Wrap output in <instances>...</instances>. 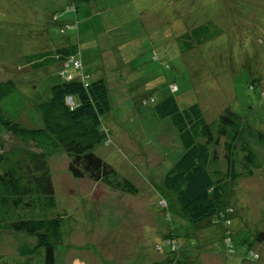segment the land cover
Here are the masks:
<instances>
[{
  "label": "rangeland",
  "instance_id": "1",
  "mask_svg": "<svg viewBox=\"0 0 264 264\" xmlns=\"http://www.w3.org/2000/svg\"><path fill=\"white\" fill-rule=\"evenodd\" d=\"M75 15L77 33H61L60 21ZM206 22L210 36L201 42L183 48L176 40ZM77 35L87 67L98 66L112 101L103 118L112 141L96 152L138 192L72 176L67 153L55 150L49 166L57 209L64 214L56 264H264V244L253 239L264 230V167L234 182V251L226 254L218 226L199 241L195 227L177 222L169 199L172 221L164 217L156 186L181 147L169 119L152 113L175 82L179 102H198L209 120L228 106L255 127L264 126V0H0V79L13 77L20 89L46 79L49 68L32 70L26 55ZM250 81L256 82L253 89ZM171 227L180 251L165 244ZM9 247L1 248L4 254L13 251ZM249 248L259 258H245Z\"/></svg>",
  "mask_w": 264,
  "mask_h": 264
},
{
  "label": "trees",
  "instance_id": "2",
  "mask_svg": "<svg viewBox=\"0 0 264 264\" xmlns=\"http://www.w3.org/2000/svg\"><path fill=\"white\" fill-rule=\"evenodd\" d=\"M72 10L76 13L77 8ZM57 16L59 20L60 14ZM78 25L75 15L61 20L59 30L77 33ZM209 25L193 26L176 40L183 48L192 47L210 36ZM25 58L32 70L49 68L50 72L28 89H20L13 77L0 79V264H36V258L43 264H56L57 245L63 244L64 214L57 209L49 166L55 150L62 147L67 153L68 171L74 177L130 193H137L138 187L96 152L100 144L112 141L103 120L112 101L108 81L98 66L87 67L78 35L75 41L67 38ZM255 85L249 82L250 88ZM177 88L176 84V89L153 105L155 117L169 119L181 147L156 186L157 202L164 217L172 221L169 199L177 222L195 227L193 235L199 241L218 226L226 254H230L234 251V182L264 167V126L255 127L244 114L228 106L209 120L198 102L181 104L174 93ZM259 95L264 98V87ZM127 127L133 130L136 125ZM7 235L16 241H6ZM177 237L173 227L164 236L171 251H180ZM253 239L264 244V230ZM6 245L13 251L4 254L1 248ZM245 258L256 260L259 254L249 248Z\"/></svg>",
  "mask_w": 264,
  "mask_h": 264
},
{
  "label": "built area",
  "instance_id": "3",
  "mask_svg": "<svg viewBox=\"0 0 264 264\" xmlns=\"http://www.w3.org/2000/svg\"><path fill=\"white\" fill-rule=\"evenodd\" d=\"M170 86H171V89H176V84L175 83L170 85Z\"/></svg>",
  "mask_w": 264,
  "mask_h": 264
}]
</instances>
